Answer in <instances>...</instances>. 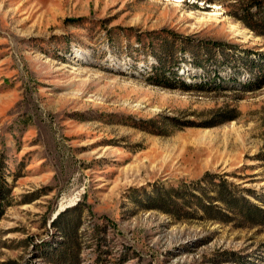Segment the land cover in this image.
<instances>
[{
    "label": "rangeland",
    "instance_id": "obj_1",
    "mask_svg": "<svg viewBox=\"0 0 264 264\" xmlns=\"http://www.w3.org/2000/svg\"><path fill=\"white\" fill-rule=\"evenodd\" d=\"M251 4L0 0V264H264Z\"/></svg>",
    "mask_w": 264,
    "mask_h": 264
},
{
    "label": "trees",
    "instance_id": "obj_2",
    "mask_svg": "<svg viewBox=\"0 0 264 264\" xmlns=\"http://www.w3.org/2000/svg\"><path fill=\"white\" fill-rule=\"evenodd\" d=\"M251 2L252 4L250 5V8H247L245 10L246 13L245 16L247 18H252L253 16H256L250 11L251 8H258L260 10L258 15H262L263 25H264V4L259 0H251ZM246 25L250 27L252 30H256L252 24L246 22ZM217 46H221V45H217ZM218 187L220 188V193L218 197L220 201L229 203L234 201L236 202L239 199V197L233 195L232 191H228L226 187L223 186L222 187L218 186ZM225 191L228 193H225ZM9 194H10L9 183L7 182V179L4 176L3 171L0 170V219L4 215L6 207L9 204ZM170 198H172V196L168 198L158 194L155 201L162 200L165 204H171V202L173 201ZM242 201H245V208L243 207V209L246 210L245 211L246 214L252 216L256 220H258V222L264 223V208L253 202L246 200L245 198H243ZM63 215L64 214H60V216L57 218L54 224H58L61 218L63 217ZM71 246H72L71 243L70 246L68 247L65 246L64 249L55 256L54 262L56 264H77L72 257Z\"/></svg>",
    "mask_w": 264,
    "mask_h": 264
}]
</instances>
